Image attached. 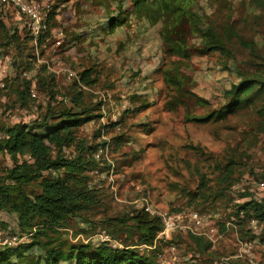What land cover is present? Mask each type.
Here are the masks:
<instances>
[{"label": "rangeland", "instance_id": "1", "mask_svg": "<svg viewBox=\"0 0 264 264\" xmlns=\"http://www.w3.org/2000/svg\"><path fill=\"white\" fill-rule=\"evenodd\" d=\"M52 1L53 16L44 40L29 51L33 68L14 65V48L0 56V87L6 93L0 96V125L31 122L49 105L54 112L71 106L68 92L77 85L69 74L78 76L84 68H93L98 81L83 96L84 103L93 107L92 116L76 133L96 161L86 172L90 185L99 191L100 213L89 220L73 217L65 222L56 233L59 240L65 239L63 248L79 241L100 243V233L107 230L100 222L104 216L118 220L149 202L172 212L200 210L220 236L214 245L209 240V251L201 253L187 232H173L155 251H146L153 254L155 264H212L222 257H230L231 264H264L263 223L243 211L236 214L242 202L264 198L260 186L264 130L256 128L258 115L241 108L218 121L189 119L223 104L225 91L242 81L244 73L264 74V0H183L186 10L199 15L201 28L213 24L227 37L224 49L204 52L198 49L201 37L190 32L191 24L183 23L179 38L190 45L185 57L166 49L163 21L137 16L132 0ZM2 10L8 25L28 30L25 16L15 6ZM42 63L56 76L54 99L34 78ZM166 70L181 75L183 83L176 87L166 81ZM16 75L33 79L26 104L18 101L10 86ZM75 153L71 146L62 155ZM231 154L238 160L235 181L223 193L216 185L217 167ZM12 164L7 153H0V171ZM203 178L207 190L200 185ZM210 193L214 196L207 197ZM0 221L5 223L0 225V245H6L1 241L8 235L29 242L30 235H21L15 214L0 209ZM108 233L113 243L122 244L117 234ZM121 234V238L127 235Z\"/></svg>", "mask_w": 264, "mask_h": 264}, {"label": "trees", "instance_id": "2", "mask_svg": "<svg viewBox=\"0 0 264 264\" xmlns=\"http://www.w3.org/2000/svg\"><path fill=\"white\" fill-rule=\"evenodd\" d=\"M132 3L137 16L163 21V39L171 53L185 57L189 51V43L179 38L182 24L186 22L191 24L190 32L201 37L198 49L204 52L224 49L227 41L225 34L210 23L205 29L201 28L199 15L186 10L183 0H132ZM115 21L122 22L123 19ZM28 31L8 25L0 3V56L14 48V65L17 64L18 69L22 66L30 70L33 68L34 60L28 57L32 55L30 49L36 46ZM46 33H43L39 46ZM248 46L255 51L254 45ZM93 71L92 67L84 68L74 79L77 89L73 87L72 92H68L73 101L71 106L54 112L49 105L42 117L31 122L0 125V153H7L13 161L12 166L0 171V209L15 214L21 235H30L27 243L0 245V264H41V260L44 264H62L64 261L70 264H155L153 254L148 255L146 251H155L163 239L157 237L163 228L162 218L144 207L131 208L118 220L117 217L104 216L100 222L105 223L107 230H103L100 237L105 233L110 240H102L101 237V242L97 244L79 241L66 244L64 249L65 239L59 240L56 235L69 219L81 217L89 220V216L100 213L99 191L90 185L86 172L95 166L96 161L87 153V143L76 133L77 128L92 116L93 107L84 103L83 96L87 87L98 81ZM164 75L165 80L173 86L178 87L183 83L182 76L177 73L166 70ZM55 77L44 63L34 77L37 85L50 94L51 99L57 93ZM12 80L10 86L13 85L11 88L18 101L28 103L33 79L16 75ZM3 93L4 89L0 87V96ZM225 98L219 107L189 119L207 123L225 119L241 108H251L258 115L256 128L264 130V74L255 76L244 73L242 81L225 91ZM71 146H75L76 153L63 156L64 148ZM235 161L238 163L231 154L227 162L218 164L216 185L221 187L223 193L235 181ZM53 170L59 174H44ZM200 185L208 189L204 178ZM196 192L192 193V198ZM210 195L213 194L207 197ZM241 211L262 222L264 233V198L242 202L237 206L236 214ZM0 225L5 226V223L0 221ZM108 232L117 234L116 238L122 244L113 243ZM122 232L127 234L125 238H121ZM187 233L196 250L201 253L209 251L211 244L207 237ZM38 250L42 254H38Z\"/></svg>", "mask_w": 264, "mask_h": 264}, {"label": "built area", "instance_id": "3", "mask_svg": "<svg viewBox=\"0 0 264 264\" xmlns=\"http://www.w3.org/2000/svg\"><path fill=\"white\" fill-rule=\"evenodd\" d=\"M3 7L13 5L17 8L20 14H23L26 20L23 24L27 27L33 36V43L36 48L39 47V42L42 39L44 32L48 30L50 20L53 16V1L52 0H0ZM59 42V41H58ZM27 76L28 73L24 72ZM69 77H76L73 73ZM35 84V85H34ZM36 83L33 81L31 91L35 94ZM264 188V181L260 183ZM141 207L149 211L151 214H158L162 218V230L158 233V238H169L173 232H191L196 235H204L213 245L219 240L220 236L217 233V228L209 222L208 216L201 211L192 209L188 212H171L168 210H160L155 208L149 202L144 203ZM255 221V220H253ZM102 240H110V237L103 233ZM20 242L19 235L7 236L3 239L2 244L15 245ZM176 258V257H175ZM212 264H231L230 257H222L220 260H214Z\"/></svg>", "mask_w": 264, "mask_h": 264}]
</instances>
